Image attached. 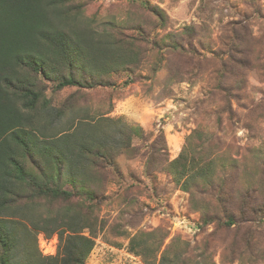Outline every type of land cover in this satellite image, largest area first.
I'll return each instance as SVG.
<instances>
[{
    "label": "rangeland",
    "instance_id": "1",
    "mask_svg": "<svg viewBox=\"0 0 264 264\" xmlns=\"http://www.w3.org/2000/svg\"><path fill=\"white\" fill-rule=\"evenodd\" d=\"M67 5L72 25L90 28L96 39L117 32L134 41L139 57L117 71L103 68L108 86L58 89L43 76L36 82L56 108L77 92L69 104L78 110L57 123L56 131L74 116L96 118L108 111L143 130L117 157L104 195L73 202L96 221L86 264H148L129 241L158 227L167 234L164 246L175 236L190 242L192 261L204 252L215 264H264V0H68ZM194 129L209 141L200 147L196 138L189 153L212 159L215 175L186 191L168 163ZM229 213L235 215L232 225ZM14 217L31 229L21 224L17 263L29 262L31 255L33 264H56L67 232L61 237L39 231L35 238L30 221Z\"/></svg>",
    "mask_w": 264,
    "mask_h": 264
},
{
    "label": "trees",
    "instance_id": "2",
    "mask_svg": "<svg viewBox=\"0 0 264 264\" xmlns=\"http://www.w3.org/2000/svg\"><path fill=\"white\" fill-rule=\"evenodd\" d=\"M67 1L0 0V264H20L21 224L31 230L15 214L30 221L33 233L57 232L63 237L67 232L56 264H86L95 245L96 221L73 202L101 198L110 172L117 170V157L132 146L135 136L143 135L139 124L108 115L111 111L96 118L74 116L65 129L56 131L57 123L78 110L69 104L77 92L56 108L36 88L38 76L55 81L58 89L108 86L101 78L102 71L107 73L103 68L117 71L139 58L134 41L117 32L106 31L96 39L90 28L72 25ZM206 137L194 129L168 163L186 191L195 181L209 183L215 175L212 159L189 153L191 141L198 138L203 147ZM29 210L36 213L25 214ZM234 223L235 215L229 213L228 224ZM166 235L159 227L139 231L130 238L129 248L148 264H215L204 252L192 261L190 242L179 237L164 246ZM29 258L24 264H33Z\"/></svg>",
    "mask_w": 264,
    "mask_h": 264
},
{
    "label": "built area",
    "instance_id": "3",
    "mask_svg": "<svg viewBox=\"0 0 264 264\" xmlns=\"http://www.w3.org/2000/svg\"><path fill=\"white\" fill-rule=\"evenodd\" d=\"M182 222H184V220H182Z\"/></svg>",
    "mask_w": 264,
    "mask_h": 264
}]
</instances>
